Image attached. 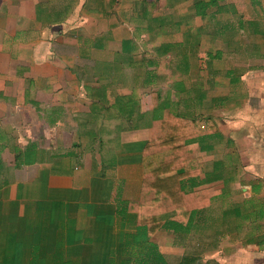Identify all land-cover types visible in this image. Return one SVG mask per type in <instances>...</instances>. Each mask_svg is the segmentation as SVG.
<instances>
[{
	"label": "crops",
	"instance_id": "crops-1",
	"mask_svg": "<svg viewBox=\"0 0 264 264\" xmlns=\"http://www.w3.org/2000/svg\"><path fill=\"white\" fill-rule=\"evenodd\" d=\"M167 112L209 198L138 247ZM0 264H264V0H0Z\"/></svg>",
	"mask_w": 264,
	"mask_h": 264
},
{
	"label": "trees",
	"instance_id": "trees-1",
	"mask_svg": "<svg viewBox=\"0 0 264 264\" xmlns=\"http://www.w3.org/2000/svg\"><path fill=\"white\" fill-rule=\"evenodd\" d=\"M206 126V120L185 122L172 112L153 124L142 156V195L135 206L126 207L137 217V245L148 244L159 229L187 228L193 215L206 208L208 192L195 190L201 183L198 153L204 140L199 139L209 130ZM152 257L159 259L157 251H152Z\"/></svg>",
	"mask_w": 264,
	"mask_h": 264
},
{
	"label": "rangeland",
	"instance_id": "rangeland-1",
	"mask_svg": "<svg viewBox=\"0 0 264 264\" xmlns=\"http://www.w3.org/2000/svg\"><path fill=\"white\" fill-rule=\"evenodd\" d=\"M164 14L166 13V12H163ZM130 205L131 206H135V202H131L130 203ZM192 222V221H191ZM191 225H187V227H190ZM186 229V228H185ZM139 244H142V245H144V242L142 241L141 243H139ZM139 244L137 245L138 247H139Z\"/></svg>",
	"mask_w": 264,
	"mask_h": 264
}]
</instances>
